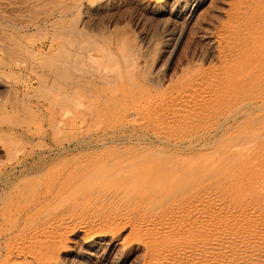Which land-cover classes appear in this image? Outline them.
I'll use <instances>...</instances> for the list:
<instances>
[{
    "label": "rangeland",
    "instance_id": "374dc122",
    "mask_svg": "<svg viewBox=\"0 0 264 264\" xmlns=\"http://www.w3.org/2000/svg\"><path fill=\"white\" fill-rule=\"evenodd\" d=\"M21 1L27 0H5L0 4V12L4 14L0 15V259L6 254L5 244L11 238L7 247L11 249L10 257L13 259L12 263L5 264H42L28 253L16 249L15 243L22 242V236L14 242V233L7 235L8 232L2 230V212L7 203L9 205L13 200L15 203L36 182L51 184L59 172L67 174L74 170L79 173L81 170V174L86 173L84 167L99 165L94 161L99 157L131 154L137 158L146 153L150 159L164 160L165 157L164 162L167 161V164L164 166L170 163L175 169L177 166L173 165L181 167L182 160H186L187 163L182 162L181 168H189L187 166L190 165L185 168L183 165L191 163L193 171H199L195 175L204 181H195L196 177L192 174L195 177L193 181H199V184H190L196 187L193 189L196 192H192L188 198L191 203L189 201L190 204H187L203 213L207 211L204 214L210 215L208 218L215 220V226L221 227L217 228L218 238H222L223 234L232 236L229 241L234 244H229L228 254L232 253L229 260L241 257L244 260H233L229 264H264V189H261L264 184V180L261 182L264 176V170L261 169H264V102L254 101L246 92L245 96L237 93L239 97L235 101L231 99L235 105L223 103L227 95H224L222 77L228 66L235 62L236 56L233 50L225 47L220 34L230 24L236 23L232 9L238 6L239 1L185 0L179 8L181 14L174 19L163 11V5L155 4L157 0H45L44 4L40 0L23 8L20 3L16 4ZM40 18L44 20L40 22ZM215 89L224 91L222 93L226 98L220 97L219 91ZM213 93L221 100L225 98L223 101L219 99L221 105L216 102L218 98L214 99ZM227 105L232 108L227 109ZM221 106L225 108L222 110ZM225 110L231 112L227 114ZM196 115L200 116L197 118ZM230 143L238 146L237 151L232 152L233 155L224 150V147L229 148L227 146ZM223 150L233 157L228 160ZM220 151L224 153V158ZM245 153L248 158H252L251 161ZM241 155L250 164L245 161L248 167L244 160H238L242 158ZM167 157H173V160H166ZM232 158L236 159L232 163L237 167L231 163L232 167L227 166L228 170L224 166V172L221 162L230 165ZM198 163L203 164L201 171L197 170ZM216 163L223 172L217 173ZM213 164L217 166L213 168ZM207 165L209 168L213 166L210 172L215 173L216 170V173L209 175ZM242 165L247 169L242 168ZM251 165L258 172L254 169L249 171L260 173L257 175L252 171L251 174L249 172L250 176H261L251 178L256 181L262 178L261 187H257L260 182L254 181L257 185L253 182L255 187H260L261 192L259 190L260 194H257L261 197L252 193L254 190L251 194L247 191L243 194L248 189L246 186L254 185L251 179L248 180L250 177L246 176L249 184L247 180L245 184V181H238L240 173L243 175L241 179L245 180L244 175H249L247 170ZM233 167L234 170L241 168V172H236L238 179H235L237 174L234 175L233 170V173L229 172ZM177 168L176 171L183 172ZM202 168L207 174H202ZM227 173L233 175L230 174L235 183L231 182L233 178ZM201 174L209 178L204 179ZM220 177L228 179H224L223 184ZM183 183L184 187L186 183ZM237 185L247 189L243 188L240 195L234 194L239 189ZM252 185L249 189L254 188L256 191L257 188ZM229 187L230 190L237 188L235 192L231 191L236 197H233ZM224 190L230 193H224ZM216 200L219 204H215ZM257 201H263V204ZM256 202L259 204V208L256 204L258 210ZM203 205L204 210L201 209ZM217 207L220 208L217 210ZM63 213L68 215L64 211L57 215ZM216 214L219 218L218 215L214 217ZM38 215L45 214L37 213L36 217L40 218ZM67 215H64V219L68 224L64 222V227L61 225L56 231L60 264H175L162 258H153L145 236L131 229L125 217L118 221V225L115 223L101 230L111 231L112 234L101 239L98 248H95L96 257H91L88 248L78 244L83 239L79 229L84 225L85 229L88 226L89 230H97L98 224L95 227L91 221L86 223L84 221L87 219L82 218L68 221L70 216ZM220 218L222 220H218ZM222 226L228 234L222 231ZM233 228L238 229L239 233L234 229L237 233L234 231L235 235H232L230 231L233 232ZM239 228L244 229V232ZM112 238L114 241L108 246L107 241ZM240 250L243 255L238 258Z\"/></svg>",
    "mask_w": 264,
    "mask_h": 264
},
{
    "label": "bare ground",
    "instance_id": "6f19581e",
    "mask_svg": "<svg viewBox=\"0 0 264 264\" xmlns=\"http://www.w3.org/2000/svg\"><path fill=\"white\" fill-rule=\"evenodd\" d=\"M3 1H5V0H0V4H3ZM7 1H9V0H7ZM39 1L40 0H27V1H23V2L22 1L18 2L16 4L20 3V6L23 8L25 5L28 6V4H30V3L34 4V3H37ZM44 1L45 0L42 1L43 3H41V2L40 3L44 4ZM50 1L56 2L57 0H55V1L50 0ZM50 1H49V3H51ZM184 1L185 0H157L155 2V4L158 6L163 5L162 7H165L163 11L168 13L169 14L168 16H171L174 19L181 14V11L179 8L183 4ZM236 1H239V3H237L238 6H236L234 9H232V15H233L234 19L236 20V23L230 24L220 34L221 41L223 42L225 47L234 51V54L236 56V60L232 65L228 66V68L224 72L225 74H224V77H222V79H223V81L225 79V83H223V81L221 80L223 86H225L224 88L227 90V94L225 93L226 90L223 89V87H221V89H223L225 92L222 90L220 92V89H218V90L215 89V91L216 90L219 91L220 97H222V98L223 97L226 98V96H224V95H227V98L226 99L224 98L225 101L223 103L226 102L230 105L234 104V103H232V100H231L232 98L235 101V98L237 99V97H239V95H237V93L238 94L240 93L241 96L242 95L245 96L246 92H248V94L251 96V98H253L254 101L260 100L261 102L260 101L259 102L263 104V102H264V83H261V82L264 81V0H236ZM46 2H48V1H46ZM58 2H60V1H58ZM41 4H39L38 6H41ZM69 8H70V6L68 7V9ZM16 9H18V7ZM16 9L14 8V10H16ZM14 10H13V12H15ZM25 10H26V8H25ZM45 10L46 9H44L42 12H44ZM64 10H66V9H64ZM31 12H33V11H31ZM39 13H41V12H39ZM16 14L19 15V12L17 13V10H16ZM21 14H23V13H20V15ZM34 14H36V13L34 12ZM0 15H4V14H2L0 12ZM12 15H13V13H12ZM38 21H39V19H38ZM42 21L40 18V22H42ZM68 33H70V32H68ZM73 34H74V32H73ZM80 34H81V32H80ZM62 35L63 34H61V36ZM65 35H68V34L66 33ZM8 37H9V35H8ZM67 37H69V39L71 38L69 35ZM0 42H2V40ZM1 44H3V43H1ZM1 48H2V46H1ZM259 82H260V84H259ZM203 92H202V94H203ZM222 92H224V95ZM211 94L212 93H210V96H211ZM221 94H222V96H221ZM217 96L218 95H216V97ZM216 97L214 94V99ZM220 97H217L218 98V100H216V102L218 101L217 103L224 100V99L221 100L222 98H220ZM242 103H244V102H242ZM221 104H222V102H221ZM234 105H232V106H234ZM227 106H228V107H226L227 109L232 108V107H229V105H227ZM221 107H222V110H223V108H225L223 106H221ZM251 107H252V104H251ZM234 108H236V107H234ZM256 109H258V107ZM259 109H260V106H259ZM225 111H223V112H225ZM229 112H231V111H228L227 114ZM235 112H237V111H235ZM259 112H261V111H259ZM232 114H233V112H232ZM257 114H258V112H257ZM257 114H255V115H257ZM235 115H237V113ZM199 116L196 115L197 118ZM229 116H230V114H229ZM230 145L227 146V147H229L227 149H226V147H224V150L230 151L231 155H233L232 152H236L237 151L236 148L238 146L232 145L231 143H230ZM241 145H246V144L241 143ZM242 147L243 146H241V148ZM242 151H243V149H242ZM244 151H247V150H244ZM220 152L222 154V157L224 158L223 154L225 153V151H224V153H222V151H220ZM240 152H241V150H240ZM248 152H249V150L247 151V153ZM204 153H205V151H204ZM207 153H208V151H207ZM237 153H239V151ZM225 154H226L225 157H227L228 155L230 156V153H225ZM130 155L131 154H129V156L128 155H123V156L117 155V156H109V157L104 156L101 158L99 157L96 160H94V161H96V163H100L99 165L96 164L97 166H95V167L94 166L93 167H84V169L86 170V173L81 174L80 173L81 170L79 171V173L74 172V170H70L67 174H63V173L59 172V174L55 177L54 182H52L51 184L47 183L45 185L46 182L43 184H39V183L37 184V182H36L35 186L32 187L31 189H28V190H27V188L25 189V191L27 190V192H23V193H25L24 195L20 192L23 196L21 195V197H19V200H16L15 203H13L14 202V200H13L12 202L9 203V205L7 203L5 205L6 207L4 206L5 208H4L3 212L1 211L2 217L4 220V224H3L4 229H2V230L5 233L8 232L7 235H9L10 232H13L14 234L12 235V239L13 238L15 239L14 242H16V240L19 236L20 237L22 236L24 238L23 241L20 240L22 242L15 243L16 247H17L16 249L19 252L28 253L29 255L33 256L35 260L42 262V264H60L61 261L59 262V258H58L59 252L57 250L58 246L56 247V240H55L56 239V231H57V228L61 227V225H62V227H64L63 226V224L65 222L64 215H67V214L63 213L61 215H57L59 212L60 213H62L63 211L68 212L67 217L70 216L68 218L66 217L68 219V221H69V219H71L72 221H75L77 219L79 220L80 218H82L83 220H85V219L89 220L88 222H87V220H85L84 222H86V223H89L91 221V225L93 224V226H95V224H98L97 230H95V229L89 230V229H87V228H90L88 226L85 229V228H83L84 225H82L83 227H80V229H79V232H81L83 234V237H82L83 239L78 244L79 245L82 244L84 247L86 246L88 248V252H89L88 254L91 257H96V251L95 250H97V249H95V248L96 247L98 248L97 245L100 244V241H102L101 239H103L107 235L109 236L110 234H112L111 231L110 232H104L101 230L103 228H106L107 226L109 227V226L115 225V223H116V225H118V221H120L121 218L125 217L124 219L127 218V221H125V222H128V224L131 226V229L136 231L137 234L145 236V238L147 240L146 244L148 245V250H149L150 254L152 255V257L155 258L156 260H159L162 258L164 260H168V262L171 261L172 263H175V264H187V262L188 263L190 262V264H229V262L231 263V261H233L234 259L231 261L229 260V259H231V258H229V256L232 253L229 255L228 251L230 248L229 244L232 245L233 242L229 241L230 236L228 237V235H227L228 233L225 231L226 228L224 229V227L222 226L224 229V230L222 229V231L227 233V234L225 233L227 235V237L224 236V234H223L224 232L223 233L221 232L223 234V235L220 234L222 238H218L217 228L220 226H218V227L215 226V224H216L215 220L209 219L208 216H210V215H205V214H207V211H206V213L204 211V213H205L204 214L203 211L201 212L199 210H196L194 207L188 206V204L191 203L190 199H188V198H190L192 196V192L195 191V190L193 191V189L196 188V187H194L195 183H196V186H198L199 181L202 179V177L200 176L201 179L199 180V176L197 178V176L195 175L197 173L199 174V171H196V172H194L195 170L193 171V169H192L193 167H191V163L188 161L189 158L187 161L190 164H185V166L183 165L184 168L187 165H190V166H187L189 168H185V169L181 168L183 160H182V162L180 161L181 167H180V165H173L174 167L175 166L179 167L183 171L181 173V172L176 171L178 169L177 167H176L177 169L175 168L176 170L173 169L171 167V165H169L170 163L168 165H166L167 167L164 166V164L167 162V161L164 162L165 157H164V160H162L160 158L150 159V158H148L146 153H143L140 156L138 155L137 158L133 157L134 155L133 156L131 155L133 157V158H131ZM212 155H213V153H212ZM247 155L248 154H246L245 156H247ZM219 156L220 155H218V157ZM229 156H228V160H230V158L233 157V156H231V157H229ZM243 156L241 155L242 158L238 159L240 157L239 156L237 159L238 160H244V162H245L246 160L243 158ZM213 157L214 156L211 157L212 160H213ZM170 158L171 157H167L166 160H168ZM176 158H174V159H176ZM217 158L215 160L218 161L219 158L218 159ZM223 158H222V160L224 161ZM246 158H248V156ZM171 159L173 160V157ZM205 159H208V158H205ZM248 159L252 160V158H248ZM177 160H180V158ZM192 160H194V158L191 159L190 161H192ZM212 160L210 159V162ZM222 160H220V161H222ZM233 160H235V162H236V159L232 158L230 165H225L224 164L225 161L224 162L222 161L221 163L223 164V167H221V169L223 170V168L225 166V168L228 170V167L231 166V163ZM184 161L185 162H183V163H187L186 160H184ZM217 161H213V162H217ZM255 161H256V159H255ZM173 162H175V161H173ZM206 162H207V160H206ZM210 162H209V164H210ZM228 162L226 164H229ZM237 162L239 163V161H237ZM244 162H242V163L244 164ZM246 162L248 163V161H246ZM246 162H245V165L248 167ZM177 163H178V161H177ZM177 163L175 162V164H177ZM200 163H198L199 166H197L200 169L197 168V170L201 171V166L203 164L200 165ZM261 163H262V161H261ZM216 164L215 165L213 164L214 167L211 165H209V166L215 168V166L218 165V164L217 165ZM222 164H221V166H222ZM232 164L236 165L234 162ZM240 164H241V161H240ZM253 164H254V161H253ZM93 165H94V163H93ZM245 165H244L245 168L243 167V165H242V168L247 169ZM168 166H170V168H168ZM252 166L253 165H251L248 168L247 174H249V172L251 174V172L254 170L256 171V169H254V167H252ZM207 167H208V165H207ZM219 167L220 166L218 165L216 170ZM231 167H229V168H231ZM234 167H237V165ZM234 167L232 169H230L229 172H231V173L234 172V175L237 174L239 171L241 172L240 167H239V169H235L236 171L234 170ZM257 167H259V166H257ZM210 168L208 167V168H206V170H208L210 172V170H212ZM255 168H256V166H255ZM180 169H179V171H181ZM194 169H196V168H194ZM219 169H218L217 173L218 172L220 173V171H222ZM226 169L223 171L225 172ZM249 169H254V170L249 171ZM259 169H260V167H259ZM261 169L264 170L263 168H261ZM204 170H205V168L202 170L203 175L205 173L207 174V172ZM216 170H215V173H216ZM231 170H233V172ZM76 171H77V169H76ZM255 171L252 173L257 174L256 172H258V171H256V172ZM242 172H246V170L245 171L243 170ZM211 173L215 174L213 172H210L208 174L211 175ZM192 174H194L196 177L195 181H197V179L199 180L198 182L193 181L195 177ZM227 174H229V173H227ZM250 174L244 175L245 180H243V179H241V178H243V175H242V173H240V175H242V176L239 175V177H241V178L238 181L242 180V183H243V181H245L243 183V184H245L249 179H251L250 182L253 183L254 181H256V179L253 180V178H251V177H253V176L256 177L258 174L253 175V176L252 175L250 176ZM263 174H264V172H262V176H263ZM191 175H192V177H191ZM246 176H247V178L248 177H250V178H248V180H247ZM206 177H208V176H205V178L203 176L204 179H206ZM235 177H236L235 179H238L237 178L238 174ZM257 177L259 178L261 176H257ZM221 179H223V178L220 177V180ZM224 179H226V178L224 177ZM224 179H223V181H221L222 183L224 182ZM233 179L231 180V182L234 181V183H235V179L234 180ZM261 179L262 178H260L259 180L257 179V181L260 182ZM263 180H264V176H263V179L261 180V182ZM38 181H40V180H38ZM216 181H218V178L216 179ZM182 182H185L186 184L185 183H183V184H185L186 186L184 185V187H183ZM192 182H194V186H192L193 185ZM261 182L259 183L260 185L259 184L257 185L255 182L254 183L257 185V187L258 186L261 187L263 185V187H261V189L262 188L264 189V184L261 185ZM242 183L237 182V184H239V185L240 184L242 185ZM190 184H192V185H190ZM248 184H249V181H248ZM248 184H246V185H248ZM255 184L254 185L251 184L252 187L253 186L255 187L256 186ZM187 185L188 186L190 185L192 187H190V186L188 187ZM231 185H233V184H231ZM235 185L236 184H234L233 186H235ZM251 185L246 186V187H248V189L246 187H243V188L247 189V190H244L243 194H246L245 191L250 192V194H251L252 190L255 191L254 188L249 189V187H251ZM242 186H244V185H242ZM186 187H188L189 189H186ZM217 187H218V185H217ZM238 187H239L240 191L238 189L237 192H235ZM238 187L236 189H234V188L233 189L231 188V189L235 192L234 194L239 193L238 195H240V192L243 188L241 189V186H238ZM257 187H255V188H257ZM260 187H259V189L257 188V190L255 191L256 193L254 191L252 193L257 194V192H258V194H260V192H261ZM190 188H192V190H190ZM229 190H230V187H229ZM232 190H230V192ZM259 190H260V192H259ZM225 191L226 190H224L223 192L225 193ZM226 192L228 194L229 191H226ZM262 192H263V190H262ZM231 193H232V195H234L233 192H231ZM250 194H249V196H250ZM257 195H254V196H257ZM249 196H248V198H252ZM258 196L261 197V195H258ZM17 197H18V195H17ZM215 197L217 198V196H215ZM233 197H236V196L234 195ZM259 197H258V199H259ZM262 197L264 199V196H262ZM229 198H231V197H229ZM211 199L213 200L214 198H211ZM252 199L256 200V198H252ZM212 200H210V201H212ZM220 200L221 199H219L218 201H220ZM248 200L252 201L251 199H248ZM189 201H190V203H188ZM195 201H197V200H195ZM218 201H217V203H215V202L214 203L219 204ZM263 201H260L258 203L263 204ZM42 202H43V204H40ZM192 202H193V199H192ZM257 202L255 203V205L257 204L258 208H259V204ZM195 203L196 202H194V204ZM209 203L212 204V202H209ZM246 203L247 202H245V205H246ZM194 204H193V206H194ZM202 204H203V202H202ZM249 204H250V202H249ZM257 205H256V208H257ZM211 206L213 208V205H211ZM216 206H218V205H216ZM219 206H221V205H219ZM199 207H201V206H199ZM249 207L246 209H249ZM262 207H263V205H262ZM32 208H34V210H33L34 212H32ZM214 208H215V206H214ZM218 208H220V207H217V210H218ZM258 208H257V210H258ZM201 209L204 210V205H203V208H201ZM206 209H207V207H206ZM208 209H210V208H208ZM212 212H213V210H212ZM259 212H261V211H259ZM37 213H44L45 215L39 216L40 215L39 214L38 216L40 218H37L36 217ZM249 213H250V211H249ZM129 214H131V215H129ZM218 214H216V216H214V217H217ZM213 215H212V217H213ZM219 215L217 218H219ZM258 216H256V217H258ZM218 220H222V218H220ZM218 220H216L217 223H218ZM228 220L229 219H227L225 221L227 222ZM72 221H70V222H72ZM80 221H82V220H80ZM230 221H232V220H230ZM84 222H83V224H84ZM122 222H123V219H122ZM65 223H67V221ZM80 223L82 224V222H80ZM221 223H222V221H221ZM221 223H219V224H221ZM69 225H71V224H69ZM85 225H87V224H85ZM226 227H228V226L226 225ZM261 228H263V227H261ZM230 229H232V228H230ZM234 229H236V228H233V232L230 231L232 233V235L234 234V231H235ZM239 229H240V231L242 230L241 228H239ZM227 230H229V229H227ZM236 231L238 232V229H236ZM89 232H90V235H87ZM231 233H229V234L231 235ZM260 233H262V232H260ZM220 235H219V237H220ZM78 237H80V236H78ZM2 238H4V237H2ZM10 239L8 240L9 242H10ZM113 239L114 238H112L110 241L109 240L107 241L108 246H110V244L113 243V241H114ZM69 241H70V239H69ZM9 242H7L5 244L6 254H4L1 257L0 264L9 263L13 259V258L11 259V257H10V251L9 250H11V249H8V247H7V244H10ZM73 243H74V241H73ZM60 244H61V242H60ZM240 246H241V244H240ZM218 247L221 248L222 250L225 249L224 252L222 251L223 252L222 253L220 251L221 249L219 250ZM251 248H253V247L251 246ZM259 248H261V247L259 246ZM218 250H219V253L217 252ZM233 251H234V248H233ZM241 255H243L242 251H241L240 256L238 258H240ZM249 257H250V255H249ZM257 257H258V255H257ZM242 258L243 257H241V259ZM252 258H254V257H252ZM241 259H237V260H241ZM242 260H244V259H242ZM258 261H259V259H258ZM13 262H15V261L13 260ZM243 263H244V261H243ZM241 264H242V262H241ZM252 264H253V262H252Z\"/></svg>",
    "mask_w": 264,
    "mask_h": 264
}]
</instances>
